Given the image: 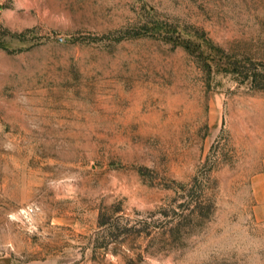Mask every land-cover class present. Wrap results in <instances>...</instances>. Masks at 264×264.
Segmentation results:
<instances>
[{"label": "rangeland", "instance_id": "rangeland-1", "mask_svg": "<svg viewBox=\"0 0 264 264\" xmlns=\"http://www.w3.org/2000/svg\"><path fill=\"white\" fill-rule=\"evenodd\" d=\"M261 67L264 0H0V264H264Z\"/></svg>", "mask_w": 264, "mask_h": 264}, {"label": "trees", "instance_id": "trees-1", "mask_svg": "<svg viewBox=\"0 0 264 264\" xmlns=\"http://www.w3.org/2000/svg\"><path fill=\"white\" fill-rule=\"evenodd\" d=\"M262 72L258 73V74H253V80H257L259 84L257 85H261L264 86V82L260 83L261 80H259V77H261V79L264 81V68L261 67Z\"/></svg>", "mask_w": 264, "mask_h": 264}]
</instances>
